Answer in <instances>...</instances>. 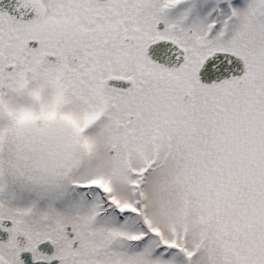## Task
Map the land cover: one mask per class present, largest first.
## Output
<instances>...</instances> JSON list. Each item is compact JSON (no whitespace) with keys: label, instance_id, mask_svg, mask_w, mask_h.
<instances>
[{"label":"snow or ice","instance_id":"obj_1","mask_svg":"<svg viewBox=\"0 0 264 264\" xmlns=\"http://www.w3.org/2000/svg\"><path fill=\"white\" fill-rule=\"evenodd\" d=\"M0 264H264V0H0Z\"/></svg>","mask_w":264,"mask_h":264}]
</instances>
